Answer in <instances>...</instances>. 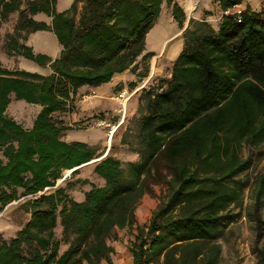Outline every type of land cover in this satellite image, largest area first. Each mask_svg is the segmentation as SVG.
I'll return each mask as SVG.
<instances>
[{
	"label": "trees",
	"instance_id": "16d2710c",
	"mask_svg": "<svg viewBox=\"0 0 264 264\" xmlns=\"http://www.w3.org/2000/svg\"><path fill=\"white\" fill-rule=\"evenodd\" d=\"M211 1L221 14L217 27L189 18L183 30L186 13L176 0H74L61 13L56 0H0V27L18 14L6 53L50 69L43 76L0 67V214L24 200L19 208L28 215L13 237L0 235V264H113L109 242L133 228V264H218L222 214L240 195L228 182L249 167L240 149L264 141V10L226 13L247 0ZM164 6L183 30V48L168 78L130 97L126 107L135 104V112L111 138L119 136L136 160L113 157L112 143L106 155L98 145L64 141L65 132L84 127L56 114L75 111L81 87L136 73L138 59L153 56L145 39ZM38 13L50 24L31 18ZM39 31L56 37L55 60L24 45ZM147 76V69L137 73L129 89ZM12 98L40 107L30 128L6 115ZM88 167L100 185L70 183ZM87 185L75 200L72 191ZM155 186L165 196L148 224L136 226L137 206Z\"/></svg>",
	"mask_w": 264,
	"mask_h": 264
},
{
	"label": "rangeland",
	"instance_id": "374dc122",
	"mask_svg": "<svg viewBox=\"0 0 264 264\" xmlns=\"http://www.w3.org/2000/svg\"><path fill=\"white\" fill-rule=\"evenodd\" d=\"M176 1L186 13V21L189 20V18L196 20L205 19L213 27H217L221 14L212 1L206 6L202 5V0H193L191 9H188V11L186 10V6L190 2L189 0ZM243 5H249L254 11L264 10V0H247L246 4ZM243 9L244 6L238 8L240 11ZM204 12H209L210 15L205 16L203 14ZM158 19L159 20L156 21L158 24H155L156 26L146 36V45L152 46L157 51L153 50L155 51L152 53L153 56L143 63L141 59H138V73L142 74L145 72V69H147L148 76L144 80L145 82L142 81L136 88L145 84L146 80H148L146 83V88H148L150 83L156 85L160 79L169 77L173 62H170L172 59L170 53L177 49L178 43V41L175 42L177 38H175L174 35L180 37V33L174 32L170 23L166 22L173 20L168 7H163L162 14ZM170 33H174V35L172 36ZM181 41L183 43L182 36ZM3 44L1 47L3 52H1L2 54H7L4 52L5 49ZM160 50L162 51L160 52ZM145 51L147 52L146 46ZM11 66L12 63H6L3 67L10 70L14 69L10 68ZM18 67H20L18 66V62H15V68ZM29 71H32L31 65ZM128 92L131 93L132 91ZM15 103H19V101L15 102L12 98L11 105H9L6 115L21 124L24 128H30L39 111V107L29 104L21 107ZM116 108L117 112L115 114L117 118H115V120L108 118L109 121H107L108 119L106 118L105 120L106 124L109 126H98L97 120L99 119L96 117L90 118L92 121L89 120V124H85V126H83L84 128H75L74 130H76V133H67V135H70L69 140L87 142L88 140L84 138L85 133H81L87 129H100L105 135V139H102L99 145L100 148H102L104 143L110 148L112 143L113 151L111 154L116 157H121L120 159L124 160L133 159L131 156L128 157V155L117 153L119 136L114 137L111 141L114 132L118 128L116 125L123 116V108L121 109V106H119L117 102ZM131 110L125 107V116L131 117ZM117 119H119L118 122L116 121ZM79 121L81 123L86 122V120L82 122L81 119ZM81 123H78V125L81 126ZM110 131L111 135H108ZM118 132L121 133V130ZM90 140H92L91 137ZM105 154L107 155L108 152ZM239 155L243 160L249 161V167L241 172L234 180L228 182L229 185L237 184L239 186L240 195L237 201L231 204L226 212L222 214L223 220L220 226L221 235L218 241L220 245L218 264H260L259 252L264 246V183L262 186V180L264 179V141L256 146L244 144L240 149ZM70 173L71 172L64 173V177H67ZM76 179H86L94 185H100V181L92 175L90 167L82 169L75 178L69 181L73 183ZM61 181L62 180L58 183ZM87 188L88 185L84 188L74 189L71 193L72 197L75 200H80ZM165 193L166 190L164 186H155L153 187V194L151 196L146 195L141 199L135 211L136 226L145 227L148 224L152 212L157 208L158 204L165 196ZM22 201L24 200H19L8 205L0 216L5 222V225H1L0 235L6 240L13 237L28 220V215L19 208ZM135 236V228L130 230L125 229L118 231V241L109 242V245L114 249V253L111 256L113 264H133L129 248L136 242Z\"/></svg>",
	"mask_w": 264,
	"mask_h": 264
},
{
	"label": "crops",
	"instance_id": "0c3cea01",
	"mask_svg": "<svg viewBox=\"0 0 264 264\" xmlns=\"http://www.w3.org/2000/svg\"><path fill=\"white\" fill-rule=\"evenodd\" d=\"M189 1L190 2L188 4L190 6H192L193 0H189ZM73 2H74V0H56V6H55L56 11L58 13L67 11ZM209 3H211V0H202V5L207 6ZM242 6H244V9H245V7L247 5L246 6L245 5L236 6L235 8L228 10L226 13L240 12V10H238V8H241ZM79 8H80V6H79ZM222 15H223V13H222ZM31 18L37 22L46 23L47 25H49L50 21H51L50 17H48L42 13L35 14V15L31 16ZM17 20H18V14L13 13L8 18V20H7L8 22L3 23L0 27V67L4 68L3 66H5L6 63H9V64L12 63V66L10 68H14L17 70H24V71L31 72V73H37V74H40L43 76L49 75L50 69L48 66L40 67L36 63H34L30 60H26L23 57L15 55V54H11V55L2 54L3 51L1 50V47L5 41V36L7 34L12 33L13 27L16 24ZM166 22L170 23V26L174 32L180 33V37H177L176 35H174V33H170V34H172V36L174 35L175 38H177V39H175V42L178 41L177 49L170 53V55L172 56V59L170 60V62H172L176 59V57L179 55V53L181 52V50L183 48V43L181 41V34H182L183 30H178V28L176 27L173 20L172 21H166ZM157 24H158V22L156 23V25ZM156 25H154V27ZM185 26H187V21L184 24V27ZM179 40H180V42H179ZM164 42H165V40H164ZM24 45L30 47L34 54L45 55V56L49 57L51 60H55L56 58H58L60 50H61V48H60V46L56 40V37L51 32H46V31H39V32L32 33V34L28 35L27 40L24 42ZM145 46H146L147 52H149V53H153V52H155L153 50H156L152 46L146 45V39H145ZM161 51L162 50H160V52ZM4 52L6 53V51H4ZM10 59H11V61H10ZM15 62H18V66H20V67L15 68ZM137 63H138V61H137ZM30 65H31L32 71H29ZM7 68H8V66H7ZM7 68H5V69H7ZM8 70H10V69H8ZM11 70H13V69H11ZM137 73H138V70L134 74L131 72V68H130L123 73L115 74L112 77L110 82L103 84L99 87H96V88H91V87H87V86L81 87L77 91L76 96H75V106H76L75 111L73 113H61V114L59 113V114H56V116H58V118L60 120H62L65 125H69V126L74 125L77 122H80L79 121L80 119H81V121H84L86 119H90L93 117L98 118L100 115H103L104 121L106 120V118L107 119L111 118V119L115 120V118H117L116 114H115L117 112L116 111L117 108H116V101L114 100V96H115V94H117L121 91L125 92V93H129L128 91L132 90V89H129V85L136 81V79H137L136 74ZM15 102H18V101L15 100ZM15 104H17L21 107H24V105H26L27 103H23V101H19V103H15ZM9 105H11V103ZM131 108H132L131 114H133V112H135L136 105L133 104ZM39 110H40V107H39ZM6 113H7V111H6ZM90 121H92V120H90ZM107 121H109V119ZM82 125H84V124H82ZM82 125H81V127H83ZM78 127H80V126H78ZM75 131L76 130L65 132L64 136L62 137L63 140L66 142L76 141V140H69V138H70L69 134L70 133H76ZM98 131H101V130L100 129H96V130L87 129L86 131L82 132L81 134L85 133V137H84L85 140L86 139L88 140L87 142H83V143H86L89 145H98L99 146L101 144V140L105 139V135H104L103 131H101L102 133L98 132ZM67 133H69V134L67 135ZM90 137L92 138V140H90ZM78 142H82V141H78ZM118 146H119V147H117L118 148L117 149L118 154L128 155V157L131 156L133 158V159H127V161L136 160V155L129 153L124 148L121 149L122 147L120 146L119 141H118ZM99 149H100V151L106 150V152H107L109 150V146H107L104 143L102 145V148L99 147ZM112 151H113V149H111L110 154ZM111 155L115 158H121V157H116L113 154H111ZM1 215H2V213L0 214V216ZM0 223H1L0 224V229H1L2 228L1 225L2 224L5 225V222L3 221V219L0 218Z\"/></svg>",
	"mask_w": 264,
	"mask_h": 264
},
{
	"label": "built area",
	"instance_id": "2783aa9c",
	"mask_svg": "<svg viewBox=\"0 0 264 264\" xmlns=\"http://www.w3.org/2000/svg\"><path fill=\"white\" fill-rule=\"evenodd\" d=\"M148 80H146L147 83ZM145 82V81H144ZM143 82V83H144ZM146 83L142 84L141 86L135 88L131 93H125V92H119L117 94H115L114 96V100L117 102V104H119V106H121V109L123 108V116L121 118V120L118 122V124L116 126H119L125 116V107L127 105L128 100L130 99V97L135 94L138 90L142 89V88H146ZM147 89V88H146ZM97 125L98 126H109L108 124H106V122L104 120H97Z\"/></svg>",
	"mask_w": 264,
	"mask_h": 264
},
{
	"label": "bare ground",
	"instance_id": "6f19581e",
	"mask_svg": "<svg viewBox=\"0 0 264 264\" xmlns=\"http://www.w3.org/2000/svg\"><path fill=\"white\" fill-rule=\"evenodd\" d=\"M188 9L190 10L191 9V6L189 5V4H187V6H186V10L188 11ZM108 135H111V131L109 132V134ZM111 137V136H110ZM105 156V155H104ZM96 162V161H95ZM95 162H93V163H95ZM92 164V163H91ZM72 172V171H71Z\"/></svg>",
	"mask_w": 264,
	"mask_h": 264
},
{
	"label": "water",
	"instance_id": "95a60500",
	"mask_svg": "<svg viewBox=\"0 0 264 264\" xmlns=\"http://www.w3.org/2000/svg\"><path fill=\"white\" fill-rule=\"evenodd\" d=\"M186 28V26L183 28V30ZM59 184V183H58Z\"/></svg>",
	"mask_w": 264,
	"mask_h": 264
}]
</instances>
